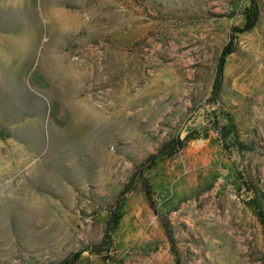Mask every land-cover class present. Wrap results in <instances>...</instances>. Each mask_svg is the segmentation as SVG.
Masks as SVG:
<instances>
[{
    "label": "rangeland",
    "instance_id": "374dc122",
    "mask_svg": "<svg viewBox=\"0 0 264 264\" xmlns=\"http://www.w3.org/2000/svg\"><path fill=\"white\" fill-rule=\"evenodd\" d=\"M258 5L0 0V264H264Z\"/></svg>",
    "mask_w": 264,
    "mask_h": 264
},
{
    "label": "trees",
    "instance_id": "16d2710c",
    "mask_svg": "<svg viewBox=\"0 0 264 264\" xmlns=\"http://www.w3.org/2000/svg\"><path fill=\"white\" fill-rule=\"evenodd\" d=\"M250 2V7L247 10L246 13V23L245 26L241 29H238V32L242 33L245 31H249L251 29H253L258 21V17H259V5L258 2L259 0H249ZM232 51L225 49L222 53V57H221V61H220V68H219V73H218V77H217V82L219 83V80L222 77V72H223V66L225 63V58L227 57L228 54H230ZM217 83V84H218ZM184 145H181V147H183ZM145 195L146 198L150 204V206L152 208H154V203L152 200V193H151V189L149 186H147L145 188ZM254 205H255V211L258 214V217L260 219V221L262 223H264V193H262L260 190L256 189V193H255V197L253 199ZM120 220L119 216H115L112 218V221L110 223V225L108 226V229L106 231V239L110 240L111 238V233L113 232V230L115 229V227L118 225ZM166 233L168 236L169 235V229L167 227V225H164Z\"/></svg>",
    "mask_w": 264,
    "mask_h": 264
},
{
    "label": "crops",
    "instance_id": "0c3cea01",
    "mask_svg": "<svg viewBox=\"0 0 264 264\" xmlns=\"http://www.w3.org/2000/svg\"><path fill=\"white\" fill-rule=\"evenodd\" d=\"M61 35H57L56 38H60ZM51 39L49 40L50 41V45L49 47L47 48L46 50V53H52V50H53V53H58L56 52L54 49L56 48L57 45H53V42L55 41V37L53 34L50 35ZM53 48V49H52ZM45 59V57L43 58V60Z\"/></svg>",
    "mask_w": 264,
    "mask_h": 264
}]
</instances>
